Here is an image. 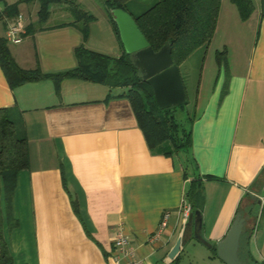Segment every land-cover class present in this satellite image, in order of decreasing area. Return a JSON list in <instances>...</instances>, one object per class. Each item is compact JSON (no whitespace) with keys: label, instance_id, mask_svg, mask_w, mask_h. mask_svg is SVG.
Masks as SVG:
<instances>
[{"label":"crops","instance_id":"0c3cea01","mask_svg":"<svg viewBox=\"0 0 264 264\" xmlns=\"http://www.w3.org/2000/svg\"><path fill=\"white\" fill-rule=\"evenodd\" d=\"M12 1L3 0L0 10ZM229 3L219 0L210 38L219 32V46L226 45L227 77L223 71L208 93L195 97L186 177L176 155L146 146L127 98L107 96L105 84L64 77L57 91L48 78L9 87L0 69V106L19 110L27 145V167L17 174L12 197L17 225L10 232L0 225L14 264H114L111 241L118 231L143 264H167L186 221L178 208L191 177L202 179L199 232L205 246L223 237L245 193L259 197L264 184V17L258 15V2L252 0L245 20ZM23 5L17 6L26 25L36 8L23 13ZM91 13L83 45L118 55L123 48L104 10ZM7 22L1 20L2 36ZM80 41L79 30L64 24L26 27L19 42L6 44L19 66L52 72L74 65L72 49ZM120 90L113 87L110 93ZM164 210L169 211L166 225L154 238ZM245 226L251 229L250 256L264 262V215L248 218Z\"/></svg>","mask_w":264,"mask_h":264},{"label":"trees","instance_id":"16d2710c","mask_svg":"<svg viewBox=\"0 0 264 264\" xmlns=\"http://www.w3.org/2000/svg\"><path fill=\"white\" fill-rule=\"evenodd\" d=\"M31 1L37 3L35 18L24 25V31L26 27L33 31L64 24L75 26L81 36L80 43L72 49L75 63L71 67L52 72L41 71L37 65L31 68L21 67L10 55L4 36L0 35V69L7 85L14 87L25 81L48 78L52 81L54 90L57 91L59 81L64 77H76L105 84L108 87L107 96L122 95L127 98L146 146L151 151L165 156L176 155L181 161L183 170L185 169L183 177H186V162L190 160V124L194 113L188 115V112L183 110L186 127H182L175 118V108L182 107L186 103L185 96L180 103L159 108L154 103L149 85L140 77L129 53L122 50L118 55H111L85 47L82 41L87 37L88 22L94 15L75 0H14L3 5L0 10V19L12 20L18 13V3ZM100 1L119 44L121 42L118 31L109 11L114 7L122 8L131 15L153 50L166 42L169 43L170 56L176 65L195 47L209 42L214 31L219 6V0H154L137 13H132L127 8L128 0ZM229 1L235 6L239 19L245 20L249 17L253 9L252 0ZM55 2L64 3L70 17L47 25L45 21L51 11L50 6ZM258 15L264 17V0H258ZM225 53L224 47L216 50L215 59L218 64H222L224 75L227 77ZM225 83L226 80L223 82L220 95L225 92ZM113 87L121 90L112 94L110 89ZM26 167L27 145L20 112L13 106H0V225L7 232L17 225V220L12 214V197L17 174ZM203 178L212 177L204 176ZM183 199L189 205L190 212L196 210L200 214L204 200L201 177L195 175L188 180ZM256 199L245 193L243 200L239 201L234 211V215L239 213L244 219L237 252L239 260L245 264H264L263 261L254 260L247 249L251 229L245 226V221L250 217L252 221H255L257 215L251 214V210ZM257 214L264 215V197ZM1 231L0 264H14ZM190 237L189 227L184 226L181 239L186 240ZM178 257L179 252L167 264H177ZM209 257H217L214 244L209 247Z\"/></svg>","mask_w":264,"mask_h":264},{"label":"water","instance_id":"95a60500","mask_svg":"<svg viewBox=\"0 0 264 264\" xmlns=\"http://www.w3.org/2000/svg\"><path fill=\"white\" fill-rule=\"evenodd\" d=\"M109 11L115 22L123 51L130 54L131 61L137 67L140 77L149 85L155 105L162 108L182 102L184 90L177 65L172 62L170 56L169 43L166 42L153 50L126 10L114 7ZM263 197L264 184L252 207L251 214L257 215L261 203L260 198ZM243 220V217L236 213L223 237L214 243L217 258L225 264H245L239 260L237 252ZM184 226L189 227L193 238L203 242L199 232L200 217L196 210L189 212L183 228ZM183 241L181 237L177 239L168 253L169 259L177 255ZM206 246L211 245L207 243Z\"/></svg>","mask_w":264,"mask_h":264},{"label":"rangeland","instance_id":"374dc122","mask_svg":"<svg viewBox=\"0 0 264 264\" xmlns=\"http://www.w3.org/2000/svg\"><path fill=\"white\" fill-rule=\"evenodd\" d=\"M3 0H0V6L2 5ZM7 1V0H5ZM79 4L89 10L90 12L97 13L103 10L102 3L100 0H75ZM154 0H128L127 8L132 13H137L141 9L145 8L151 4ZM254 4L258 0H253ZM26 6L23 10L27 12H33L35 10L37 3L36 2H23ZM224 4H230L228 0H223ZM70 15L64 7V3L55 2L53 7L48 15L46 21L55 22L69 19ZM1 27V20H0ZM220 27V25H219ZM1 32V28H0ZM226 37V36H225ZM220 33L218 32L215 37L209 40V42L204 45L201 44L195 47L179 64L177 65L179 76L183 84L184 96L186 103L182 107L175 108V118L178 120L182 127L187 126L185 116L183 115L184 111L188 112V115L194 113L197 109L194 105L195 97L203 96L208 93L217 77V75L223 74L222 64H218L215 59V51L220 50L222 47L226 49V61L228 59L227 48L225 46H219ZM8 42V41H6ZM228 43V42H227ZM231 51L229 48V55L232 54V41ZM229 45V44H228ZM227 70V67H226ZM184 110V111H183ZM177 264H223L219 260H213L209 257V252L206 246L193 238L192 236L183 241V244L179 249V257Z\"/></svg>","mask_w":264,"mask_h":264},{"label":"built area","instance_id":"2783aa9c","mask_svg":"<svg viewBox=\"0 0 264 264\" xmlns=\"http://www.w3.org/2000/svg\"><path fill=\"white\" fill-rule=\"evenodd\" d=\"M24 33V24L22 23V15L18 12L12 20H8L4 29V38L6 41L16 43L21 40ZM178 212L183 219H186L190 209L186 202H181ZM169 216V211L164 210L161 213L158 221V228L153 235L154 238L158 237L160 230L166 225V220ZM111 245L114 249L115 255L113 256L114 264H143L142 260L135 258L134 247L129 243L127 237L120 231H118L112 238Z\"/></svg>","mask_w":264,"mask_h":264}]
</instances>
